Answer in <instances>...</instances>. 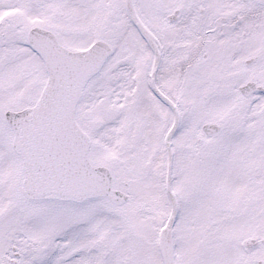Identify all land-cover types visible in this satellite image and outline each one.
I'll return each mask as SVG.
<instances>
[{"label": "snow or ice", "instance_id": "snow-or-ice-1", "mask_svg": "<svg viewBox=\"0 0 264 264\" xmlns=\"http://www.w3.org/2000/svg\"><path fill=\"white\" fill-rule=\"evenodd\" d=\"M0 264H264V0H0Z\"/></svg>", "mask_w": 264, "mask_h": 264}]
</instances>
